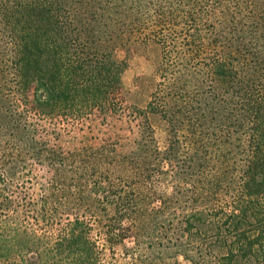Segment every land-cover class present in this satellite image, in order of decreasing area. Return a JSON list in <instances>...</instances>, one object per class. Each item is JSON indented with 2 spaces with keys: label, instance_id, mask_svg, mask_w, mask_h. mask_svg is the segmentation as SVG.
<instances>
[{
  "label": "trees",
  "instance_id": "obj_1",
  "mask_svg": "<svg viewBox=\"0 0 264 264\" xmlns=\"http://www.w3.org/2000/svg\"><path fill=\"white\" fill-rule=\"evenodd\" d=\"M132 36L161 46L144 109L113 55ZM118 244L264 264V0H0V264H113Z\"/></svg>",
  "mask_w": 264,
  "mask_h": 264
},
{
  "label": "rangeland",
  "instance_id": "obj_2",
  "mask_svg": "<svg viewBox=\"0 0 264 264\" xmlns=\"http://www.w3.org/2000/svg\"><path fill=\"white\" fill-rule=\"evenodd\" d=\"M113 55L117 61L124 63L121 85L125 103L144 109L150 99V94L159 82L157 67L160 61L161 46L153 38L132 36L117 45ZM149 116L158 146L164 149L168 142V127L159 116L153 114ZM24 182L27 191L35 197L37 186L28 180ZM93 239L97 240L99 246L103 242L102 238L97 235H93ZM125 242L128 245L132 244V240L129 238ZM114 253L112 259L110 251H102L101 261L103 263L110 261L113 264H128L131 261L123 254L122 246L119 244L115 246ZM178 261L179 264H188L180 256ZM169 264H173V262H169Z\"/></svg>",
  "mask_w": 264,
  "mask_h": 264
}]
</instances>
